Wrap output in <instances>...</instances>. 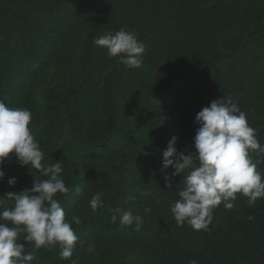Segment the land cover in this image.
Instances as JSON below:
<instances>
[{
  "label": "trees",
  "instance_id": "1",
  "mask_svg": "<svg viewBox=\"0 0 264 264\" xmlns=\"http://www.w3.org/2000/svg\"><path fill=\"white\" fill-rule=\"evenodd\" d=\"M120 29L144 44L140 68L93 43ZM13 36L27 60L12 70L0 63V101L30 110L42 164L60 161L69 188L54 198L66 221L81 220L71 223L78 237L71 259L61 260L58 246L41 247L32 264H264V198L249 207L237 193L233 209L222 202L213 210L208 231L177 227L170 207L183 178L170 177L169 187L165 174L174 169L162 168L173 135L178 152L195 151L196 114L223 96L246 113L264 146V0H0V50ZM11 157L0 197L44 180ZM96 193L103 205L93 212ZM5 200L3 207L14 205ZM116 208L140 215L142 227L113 223ZM25 235L17 242L33 252Z\"/></svg>",
  "mask_w": 264,
  "mask_h": 264
},
{
  "label": "clouds",
  "instance_id": "2",
  "mask_svg": "<svg viewBox=\"0 0 264 264\" xmlns=\"http://www.w3.org/2000/svg\"><path fill=\"white\" fill-rule=\"evenodd\" d=\"M93 43L106 48L107 56L118 58L126 68L142 65L145 46L138 41L135 32L120 29L114 34L94 38ZM31 119L29 109H12L0 101V181L5 176L2 166L13 153L21 166H31L47 177L40 182L35 180L30 189L10 191L0 197V221H11L13 225L0 223V264H32L35 250L55 246L60 249L61 260L71 259L78 240L71 223L80 224L79 216L74 215L71 223L66 221L64 209L54 198L58 192L65 195L69 192L60 178L61 163L54 162L47 167L42 164L44 154L29 127ZM195 123L199 125L193 137L195 151L178 152V137L173 135L162 152V168L171 166L174 169L165 174L169 187L170 177L181 175L183 178L179 199L170 207L177 227L187 223L195 231H208L213 210L222 202L226 209H233L237 193L247 197L249 207L264 198V179L257 171L261 159L253 162L249 155L255 152L257 157L264 158V146L258 142L256 130L249 125L246 113L231 96L214 99L204 106L196 114ZM16 182L15 176L7 181L9 186ZM148 194L140 190L141 196ZM5 198L14 201V205L3 207ZM102 205L101 194H94L89 201L92 211ZM112 211L113 223L135 224L137 230L143 225L142 217L134 216L131 210L116 208ZM149 212L151 207H146L144 213ZM21 232L26 233L24 240L34 245L33 252H25L24 244L17 242ZM88 250L94 252L95 246L89 245ZM190 264L198 262L192 260Z\"/></svg>",
  "mask_w": 264,
  "mask_h": 264
},
{
  "label": "rangeland",
  "instance_id": "3",
  "mask_svg": "<svg viewBox=\"0 0 264 264\" xmlns=\"http://www.w3.org/2000/svg\"><path fill=\"white\" fill-rule=\"evenodd\" d=\"M40 13L41 11H38L37 13L34 14V16H36L39 19ZM0 54H2V60L0 61V63L4 64L5 65L4 68H6L7 70H12L13 68H17L18 66H20V64L25 63V61L27 60V54L22 50L20 39L16 36H13L10 39L9 47H5L4 50H0ZM35 100L37 102L40 101L39 93H35ZM36 127H38V125L36 124L30 127L33 136L36 134ZM249 155L252 157L253 162H255L259 158L257 157V154L255 152H250ZM5 163H6V160L2 166L3 169H5V166H4ZM35 171L38 173L40 178L47 179V177L40 175L38 170H35ZM257 171L261 172L259 165H257Z\"/></svg>",
  "mask_w": 264,
  "mask_h": 264
}]
</instances>
